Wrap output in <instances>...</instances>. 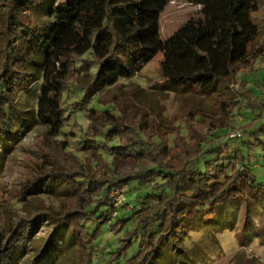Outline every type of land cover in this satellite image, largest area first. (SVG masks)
I'll list each match as a JSON object with an SVG mask.
<instances>
[{"label":"trees","instance_id":"trees-1","mask_svg":"<svg viewBox=\"0 0 264 264\" xmlns=\"http://www.w3.org/2000/svg\"><path fill=\"white\" fill-rule=\"evenodd\" d=\"M171 1L9 0L0 70V143L18 138L20 127L38 119L50 138L68 142L80 169L54 172L28 187L37 194L57 178L74 205L63 215H16L0 232V264H20L29 256L28 247L35 252L34 237L43 222L54 226L49 244L23 264H60L72 248L80 249L86 264H158L167 244L172 261L180 264L174 258L190 254L184 235L189 225L229 200L264 193V183L249 167L251 155L223 141L224 134L238 128L256 142L245 146L262 143L264 102L248 77L261 70L257 60L264 61V47L252 49L260 33L253 19L259 0H191L201 6V15L163 39L161 17ZM32 14L43 19L36 21ZM159 52L171 90L209 93L220 85L227 90L213 109L190 111L165 136L136 110L102 108L98 95L138 75ZM83 68L91 74L86 85L80 82ZM36 83L37 89L28 92L27 86ZM25 90L28 109L18 101ZM245 114L248 120L237 126L234 117ZM122 160L135 163L136 175L119 173ZM123 185L125 197L116 206L111 193ZM109 232L118 244L106 253L102 243H109ZM135 245L138 253L128 257Z\"/></svg>","mask_w":264,"mask_h":264},{"label":"rangeland","instance_id":"rangeland-1","mask_svg":"<svg viewBox=\"0 0 264 264\" xmlns=\"http://www.w3.org/2000/svg\"><path fill=\"white\" fill-rule=\"evenodd\" d=\"M9 5V0H0V70L4 62L2 57L3 44L6 41L4 30L7 24L5 17ZM259 7V10L253 14V19L258 23L260 33L252 49L264 47V0H259ZM200 15L201 6L194 4L191 0H172L161 17V37L168 39L188 19ZM32 17L36 21L43 19L42 14H32ZM162 59L163 53L159 52V55L138 75L133 76L132 79H120L115 87L99 92L101 107L115 106L128 111L136 110L146 123L155 125L153 130L156 134L165 136L176 130V125L183 123L181 118L188 115L190 111L213 109L220 93L227 92L222 85L216 91L209 93H201L198 88L171 90L162 76ZM259 60L256 63L259 64ZM79 63L83 64L82 59ZM81 74L82 85L89 84L91 78L89 71L83 68ZM248 77L252 90L264 102V70L258 71L256 76ZM27 87L28 92L35 91L37 83L29 84ZM26 93L25 90L18 97L23 109L31 106ZM114 97H117L116 102L113 101ZM245 116L247 115H243L244 120L237 126L246 123L248 119ZM74 120L75 118L71 119V125L74 124ZM79 121L83 122L80 118ZM85 125H87L86 122ZM20 129L18 138L6 141V145L0 143L1 233L10 228L13 218L18 215L19 217L21 214L32 216L40 212L63 215L74 205L73 201L65 196V184L59 183L57 178L47 188L43 186L45 190H41L40 193L34 194L35 189L28 191V187L35 180L49 178L54 172L65 173L68 170L80 169L79 161L70 148L66 147L68 142L64 144L60 138H50L48 128L38 119L32 121L28 128L24 125ZM72 129L78 132V127L72 126ZM234 131L243 133L238 128L233 131L231 129L228 133L231 134ZM222 133H226L225 130ZM229 134H224L223 141L229 143L231 147L235 145L242 147L246 157L251 155L249 167L256 175L257 182L264 183V133L260 134L262 143L256 144L252 149L244 145L247 141L255 142L250 134H246L239 140H230ZM116 167L124 176H134L138 172V167L131 160L119 161ZM123 188H125L124 185L111 193L114 202ZM43 223L40 229L36 230L34 237L36 251L40 246L42 248L49 244V238L54 229L53 225ZM111 232L106 234L110 240L109 243H102V247L107 246L106 253L115 249L118 244L116 237L110 235ZM187 233L184 235H186L185 247L190 252L189 257H175V262L180 264H264V193L225 202L215 213L189 225ZM29 248L31 247L27 248L25 255L29 252L31 258H36L37 252L29 251ZM165 248L158 264H175L171 259L170 245L167 244ZM129 250L128 257H133L138 253L139 247L135 245ZM106 253L103 255L104 258L109 256ZM82 255L80 249L72 248L65 253L60 264H86L82 260ZM23 259L20 260V264L24 263Z\"/></svg>","mask_w":264,"mask_h":264},{"label":"built area","instance_id":"built-area-1","mask_svg":"<svg viewBox=\"0 0 264 264\" xmlns=\"http://www.w3.org/2000/svg\"><path fill=\"white\" fill-rule=\"evenodd\" d=\"M258 68H260L261 70H264V61H261L258 65ZM235 120H237V123H240L242 122L244 119L241 115H238V116H235ZM244 136V133H241V131H234L231 133V138H242ZM124 189L123 188L121 190V192H119V196L116 197V200H115V205L117 206L125 197V194H124Z\"/></svg>","mask_w":264,"mask_h":264}]
</instances>
